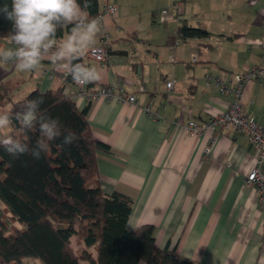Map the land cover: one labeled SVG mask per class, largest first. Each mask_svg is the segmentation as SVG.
Here are the masks:
<instances>
[{
  "label": "crops",
  "instance_id": "0c3cea01",
  "mask_svg": "<svg viewBox=\"0 0 264 264\" xmlns=\"http://www.w3.org/2000/svg\"><path fill=\"white\" fill-rule=\"evenodd\" d=\"M134 1L138 0L100 1L102 8L116 4L118 13L103 17L93 46L107 31L108 53L115 54L107 53L104 62L84 57L88 66L101 71L102 80L92 87H121L137 104L108 98L87 101L72 97L74 85L63 87L79 109L88 105L91 134L108 148L97 152L101 190L129 197L127 229L151 225L159 248H174L199 264H264V199L245 186L255 149L244 135L226 126L217 132L206 155L210 131L192 133L186 128L190 120L204 124L210 112H221L234 101L232 93L219 91L213 83L206 86V74L225 79L247 66L264 65V50L247 46V40L264 31L261 1L247 0L250 11L230 21L216 20L213 13L210 20H203L200 3L189 12L186 0L180 10L174 4V11L166 8L169 14L162 19L158 11L154 14L156 8L141 9ZM188 1L193 6L196 2ZM182 21L203 27L209 36L176 38ZM11 46L9 39H0V48ZM62 74L47 58L33 72L0 64V88H9V100L0 113L22 111L34 89L44 92L63 86ZM170 80L173 84L167 90ZM240 100L243 111L264 125V80L246 83ZM148 104L154 116L145 111ZM18 134L11 124L0 129V139ZM259 171L264 175V163Z\"/></svg>",
  "mask_w": 264,
  "mask_h": 264
},
{
  "label": "trees",
  "instance_id": "16d2710c",
  "mask_svg": "<svg viewBox=\"0 0 264 264\" xmlns=\"http://www.w3.org/2000/svg\"><path fill=\"white\" fill-rule=\"evenodd\" d=\"M100 1L91 0L90 17L100 12ZM11 2L0 0V6L11 8ZM11 29L12 22L0 16V39H8ZM65 33L58 29L57 38ZM204 36H209L206 29L182 21L175 37ZM78 62L87 65L84 56ZM8 91V86L0 88V106L9 100ZM36 97L44 100L39 114L58 117L78 139L66 147L59 140L49 142L39 160L30 155L13 159L0 147V264H28L32 257L42 264H199L174 248L157 247L151 225L127 229L132 200L116 191L105 193L99 185L97 152L108 148L91 134L88 105L79 109L63 86L34 89L26 101ZM7 114L16 116L13 110ZM11 125L19 131L13 138L30 147L42 139L38 124L30 129L15 121ZM71 237L83 247L73 248Z\"/></svg>",
  "mask_w": 264,
  "mask_h": 264
},
{
  "label": "clouds",
  "instance_id": "9594fccd",
  "mask_svg": "<svg viewBox=\"0 0 264 264\" xmlns=\"http://www.w3.org/2000/svg\"><path fill=\"white\" fill-rule=\"evenodd\" d=\"M91 0H12L11 8L0 6V16L12 22L8 48H0V64H12L21 72H33L47 58L65 77L78 85L102 80L100 69L78 61L95 44L102 30L98 18L89 16ZM71 26V27H70ZM58 29L67 34L57 38ZM43 97L27 100L22 111L10 117L0 113V129L19 122L26 129L39 126L41 140L29 146L11 136L0 140V147L13 159L30 155L39 160L49 149V142L59 140L60 147L73 145L77 134L66 128L58 117L40 115ZM46 141V143H45Z\"/></svg>",
  "mask_w": 264,
  "mask_h": 264
},
{
  "label": "built area",
  "instance_id": "2783aa9c",
  "mask_svg": "<svg viewBox=\"0 0 264 264\" xmlns=\"http://www.w3.org/2000/svg\"><path fill=\"white\" fill-rule=\"evenodd\" d=\"M260 1L262 8H264V0ZM251 2H254V0H251ZM174 5L177 7V10H180L183 6V0H177ZM117 13L118 6L116 4H108L94 17L101 21L105 15L116 16ZM168 14V9L163 8L160 9L156 15L163 19ZM262 30H264V22H262ZM109 39V33L104 31L99 37L98 44L89 49L87 56L97 62H104L107 59ZM178 43L179 41L176 40L174 45L171 46L170 50L172 52ZM247 46L249 48L257 46L264 50V31H262L260 36L247 40ZM192 60L195 61L196 58H193ZM61 79L63 81V87L68 86V84L75 86L72 97H82L87 101L108 98L121 102H129L134 105L137 104L134 95L126 94L121 87H118L116 90L111 86L105 85L88 88L87 84L78 85L72 81H68L64 73L62 74ZM262 80H264V65L261 64L247 66L242 71L234 73L231 78L224 79L218 75L206 74L204 80L206 86L213 83L219 91L223 93H232L234 101L221 112H210L204 124L198 125L195 121L190 120L188 121L186 128L192 133L210 131L211 135L209 136L208 145L204 149L206 155L211 153L217 132L220 129L230 126L236 133L244 135L250 145L255 149L256 156L255 164L245 177V186L254 190L259 198L264 199V175L259 171L260 165L264 163V125L257 121L253 115L243 111V106L240 100L242 89L246 83ZM172 84V80L167 81L165 84L166 89L169 90ZM144 109L152 116L155 115L151 110L150 104L146 105Z\"/></svg>",
  "mask_w": 264,
  "mask_h": 264
},
{
  "label": "rangeland",
  "instance_id": "374dc122",
  "mask_svg": "<svg viewBox=\"0 0 264 264\" xmlns=\"http://www.w3.org/2000/svg\"><path fill=\"white\" fill-rule=\"evenodd\" d=\"M173 1V2H172ZM177 0H141V1H134V5L138 6L139 8H145L148 6H152L153 8H156L154 10V14L156 11H159L162 8H168L170 11H174L173 8V4H175V2ZM195 1V0H194ZM198 1V2H197ZM201 5V7L203 8L201 13L202 15H200V17L203 20H207V19H211L212 15L214 14V18H216V20L220 19L223 21L226 20H235L237 18H240L242 15V13L246 11H250L248 9V5L247 0H196V2L194 3L193 6V2H190L188 0H186V8L187 10L190 12L191 8L196 7V4ZM132 5L133 2L130 1L129 3L126 1V5ZM152 8V9H153ZM140 11H137V13L135 14V18L138 19V13ZM213 13V14H212ZM190 16L189 14H187L186 17ZM198 19V18H197ZM192 57H196V55L192 56ZM76 238L74 237L71 240V245L73 248H77L76 246ZM28 264H42V262L37 259V258H28L27 260Z\"/></svg>",
  "mask_w": 264,
  "mask_h": 264
},
{
  "label": "water",
  "instance_id": "95a60500",
  "mask_svg": "<svg viewBox=\"0 0 264 264\" xmlns=\"http://www.w3.org/2000/svg\"><path fill=\"white\" fill-rule=\"evenodd\" d=\"M108 54H115L113 51H109V53Z\"/></svg>",
  "mask_w": 264,
  "mask_h": 264
}]
</instances>
